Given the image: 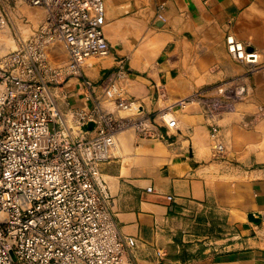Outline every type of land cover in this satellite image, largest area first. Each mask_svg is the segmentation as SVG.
Wrapping results in <instances>:
<instances>
[{
  "label": "crops",
  "instance_id": "crops-1",
  "mask_svg": "<svg viewBox=\"0 0 264 264\" xmlns=\"http://www.w3.org/2000/svg\"><path fill=\"white\" fill-rule=\"evenodd\" d=\"M104 2L111 52L82 67L97 83V94L115 59L123 56L129 75L119 83L147 111L196 92L232 105L215 115L202 102L177 109L179 126L169 130L162 125L164 138L137 139L135 132L133 137L124 133L121 151L101 164L115 222L132 239L126 258L134 264H175L171 248L177 245V231L187 230L196 210L214 205L229 209L236 230L234 249L200 262L264 264V0ZM161 3L165 20L157 15ZM22 8L13 0H0L1 14L20 15L31 29L43 22L44 7L24 14ZM229 33L261 53L257 65L232 57ZM57 48L54 62L66 57L65 49ZM80 80L72 77L59 86L63 110L85 105L87 91ZM106 109L115 110L113 105ZM213 124L219 125L225 146L218 156L210 135ZM251 213L262 219L250 220Z\"/></svg>",
  "mask_w": 264,
  "mask_h": 264
},
{
  "label": "built area",
  "instance_id": "built-area-1",
  "mask_svg": "<svg viewBox=\"0 0 264 264\" xmlns=\"http://www.w3.org/2000/svg\"><path fill=\"white\" fill-rule=\"evenodd\" d=\"M23 1L46 14L29 39L0 53V264H134L126 258L132 239L115 222L101 164L121 151L130 129L137 139H162V125L179 126L177 109L202 102L215 115L232 105L196 92L153 113L144 107L123 116L137 103L119 83L129 75L126 58L115 59L99 83L101 94L82 69L111 52L104 0ZM164 9L158 5L163 20ZM6 25L0 14V28ZM226 43L235 59L259 63L261 53L235 35L227 34ZM59 45L66 57L54 62ZM72 77L81 78L85 105L66 111L59 86ZM88 122L94 129L79 136L76 129ZM210 135L218 156L225 150L219 125Z\"/></svg>",
  "mask_w": 264,
  "mask_h": 264
},
{
  "label": "rangeland",
  "instance_id": "rangeland-1",
  "mask_svg": "<svg viewBox=\"0 0 264 264\" xmlns=\"http://www.w3.org/2000/svg\"><path fill=\"white\" fill-rule=\"evenodd\" d=\"M13 1L18 9L26 7L21 9L23 14L26 9L33 10L39 7L31 6L23 0ZM4 16L7 25L0 28V53L17 48L21 40L29 39L38 27L31 29L22 16L17 15L15 17L11 11L10 14L4 13ZM9 16L12 19H9ZM59 49L64 51L62 45H59ZM97 59L91 58L90 61ZM129 132L131 133L130 136L133 137L134 129H130ZM195 212L193 219L189 221V225L187 224V230L180 228L177 231V245L171 248L172 257L177 258L175 264H202L200 260L203 258H207L216 252L223 255L234 249L233 237L236 230L230 219L228 208L209 205Z\"/></svg>",
  "mask_w": 264,
  "mask_h": 264
},
{
  "label": "water",
  "instance_id": "water-1",
  "mask_svg": "<svg viewBox=\"0 0 264 264\" xmlns=\"http://www.w3.org/2000/svg\"><path fill=\"white\" fill-rule=\"evenodd\" d=\"M144 109V105L140 102H137L132 108L128 110L120 111L121 115H130V114H138L141 113ZM95 127L94 122H88L85 125L79 127L76 129V133L79 136H84V134L91 132ZM262 216L258 213H251L248 215V218L252 221L259 222L262 218Z\"/></svg>",
  "mask_w": 264,
  "mask_h": 264
}]
</instances>
